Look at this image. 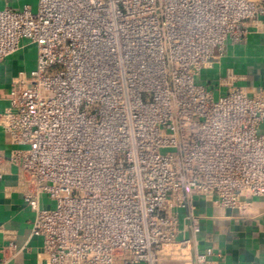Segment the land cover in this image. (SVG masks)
I'll list each match as a JSON object with an SVG mask.
<instances>
[{
	"label": "built area",
	"instance_id": "obj_1",
	"mask_svg": "<svg viewBox=\"0 0 264 264\" xmlns=\"http://www.w3.org/2000/svg\"><path fill=\"white\" fill-rule=\"evenodd\" d=\"M263 13L253 0H39L36 12L0 10V62L23 39L38 52L0 125L18 146L7 162L47 264H166L162 254L178 251L181 264H215L212 248L192 260L179 210L198 232L196 196L222 208L264 197V92L215 97L198 76ZM7 250L19 264L16 244Z\"/></svg>",
	"mask_w": 264,
	"mask_h": 264
},
{
	"label": "crops",
	"instance_id": "obj_2",
	"mask_svg": "<svg viewBox=\"0 0 264 264\" xmlns=\"http://www.w3.org/2000/svg\"><path fill=\"white\" fill-rule=\"evenodd\" d=\"M264 6V0H253ZM30 6L38 10L39 0H0V10ZM37 47L23 39L18 51L0 62V115L10 105V91L21 73L37 67ZM198 82L210 89L215 97L225 94L231 87L253 95L264 92V13L256 27H250L242 42L228 40L216 52L209 66L198 76ZM264 134V122L261 124ZM18 146L0 125V156L3 176L0 180V264H17L11 260L10 243L21 250L19 264H47L42 257L43 238L32 234L35 213L26 204L20 184L18 168L7 162ZM42 205H50L47 196ZM194 216L199 231L194 232V221L189 212L180 209V237L192 239V260L196 253L212 248L210 260L215 264H264V197H243L241 208H222L204 195L194 199ZM162 254L166 264L186 263L181 252ZM5 262V261H4Z\"/></svg>",
	"mask_w": 264,
	"mask_h": 264
},
{
	"label": "rangeland",
	"instance_id": "obj_3",
	"mask_svg": "<svg viewBox=\"0 0 264 264\" xmlns=\"http://www.w3.org/2000/svg\"><path fill=\"white\" fill-rule=\"evenodd\" d=\"M50 206H51V208H55V206H56V201H54V200L51 201V202H50Z\"/></svg>",
	"mask_w": 264,
	"mask_h": 264
}]
</instances>
